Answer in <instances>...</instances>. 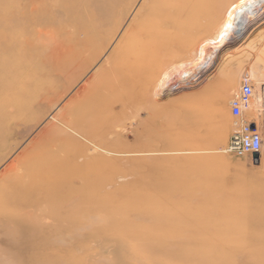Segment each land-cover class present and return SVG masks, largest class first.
<instances>
[{
    "label": "rangeland",
    "instance_id": "obj_1",
    "mask_svg": "<svg viewBox=\"0 0 264 264\" xmlns=\"http://www.w3.org/2000/svg\"><path fill=\"white\" fill-rule=\"evenodd\" d=\"M53 1L0 0V264H264L263 10L200 74L174 76L211 33L161 39L115 80L100 70L145 0H70L84 23L47 9ZM235 1H221L214 28ZM84 7L96 14L87 20ZM246 71L258 110L248 119L263 134L257 165L223 153ZM74 104L89 110L78 127ZM35 162L57 169L40 177L42 192L4 179ZM144 190L154 205L129 197ZM182 194L202 208L181 205ZM233 215L254 222L207 226Z\"/></svg>",
    "mask_w": 264,
    "mask_h": 264
},
{
    "label": "bare ground",
    "instance_id": "obj_2",
    "mask_svg": "<svg viewBox=\"0 0 264 264\" xmlns=\"http://www.w3.org/2000/svg\"><path fill=\"white\" fill-rule=\"evenodd\" d=\"M221 1L223 0H174V3H169L170 0H145L137 11L134 21L129 24L118 44L105 61L104 66L100 70L101 75L108 74L111 79L115 80L125 78L130 65L134 63L133 60L135 55L145 50L149 45L157 46L161 39L164 40L167 37L174 38L177 36L182 39V41H184L183 44L186 45L190 44L193 39H196L201 35L211 33V36L205 38L198 44L196 48L198 51L194 58L190 62L188 61L187 63L180 64L174 72V76L178 77L179 80L189 79L200 74L205 66L208 63H211L213 57L216 56L215 54L223 48L226 43L233 41L237 34H240L241 30L238 27L241 25L240 23L243 21L246 14L252 11L255 7L256 9L259 7L264 13V0H236L228 6L223 14L222 21L216 28H214L216 21L220 16V8H218V6L221 5ZM72 3L73 2L70 0H54L52 3H45L44 5L49 10L52 9L63 12L66 21L84 23V15L75 13V15H77L72 18ZM71 4L72 7L69 9ZM84 11H86V16H88L86 17L87 20L96 14L89 10V7H84ZM104 15L103 13L101 14L102 18H104ZM83 31L87 33V29ZM244 78L254 79V76L252 72L246 71ZM164 80L166 83L169 80V75H165ZM254 103L250 104L249 109L255 118L258 110H256L257 107ZM11 110L18 116L21 115L26 108L24 105L20 104L15 105ZM88 111L89 110L86 108L74 104V107L68 111V115L72 116L70 121H68V124L73 127H78L83 124L86 121ZM259 122V119L255 122L257 127L259 126ZM33 164H35V166H32L29 163L27 165L23 164L21 166V164H18L14 166L4 173V179H6L8 184L15 183L16 187L24 188L25 186L24 190H28V192L33 194L38 191L42 192L43 185L40 181V177L44 175L48 176L49 179H52L57 169H45L42 167L44 165L40 166L41 164L39 162ZM144 192L146 191L144 190L141 193H135L129 197L135 198V204L140 201L139 203L144 204L143 206L154 205L155 199L148 196L149 193H146L145 195ZM105 195L104 198L107 199L106 202L111 204L110 199L114 198L112 197L114 194L106 193ZM34 197L36 196L34 195ZM181 198V205H185V207L202 208L201 206L203 203L191 206L190 203L193 199L190 200L184 194H182ZM93 201H95V196L91 195V199H87L85 204L82 205H94L95 203H93ZM196 210L202 213L203 209ZM262 221H264V215ZM233 222L247 224L254 222V220L247 216L239 217L238 215H233L229 218H212V222L206 225L210 228L213 225V227H219L228 223L226 225L229 227L230 223Z\"/></svg>",
    "mask_w": 264,
    "mask_h": 264
},
{
    "label": "built area",
    "instance_id": "obj_3",
    "mask_svg": "<svg viewBox=\"0 0 264 264\" xmlns=\"http://www.w3.org/2000/svg\"><path fill=\"white\" fill-rule=\"evenodd\" d=\"M253 85L248 78H242L238 90L229 101L232 118L231 133L223 153L236 158H245L253 163V157L261 156L263 134L254 120L248 119L249 105L253 100Z\"/></svg>",
    "mask_w": 264,
    "mask_h": 264
},
{
    "label": "water",
    "instance_id": "obj_4",
    "mask_svg": "<svg viewBox=\"0 0 264 264\" xmlns=\"http://www.w3.org/2000/svg\"><path fill=\"white\" fill-rule=\"evenodd\" d=\"M253 164L254 165H257L258 164V157L257 156H254L253 157Z\"/></svg>",
    "mask_w": 264,
    "mask_h": 264
},
{
    "label": "crops",
    "instance_id": "obj_5",
    "mask_svg": "<svg viewBox=\"0 0 264 264\" xmlns=\"http://www.w3.org/2000/svg\"><path fill=\"white\" fill-rule=\"evenodd\" d=\"M228 108H229V103H228Z\"/></svg>",
    "mask_w": 264,
    "mask_h": 264
}]
</instances>
